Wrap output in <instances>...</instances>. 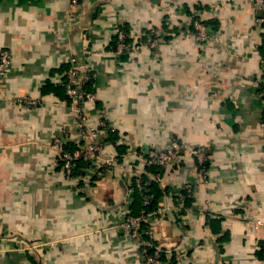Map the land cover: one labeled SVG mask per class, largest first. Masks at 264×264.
Segmentation results:
<instances>
[{
    "label": "crops",
    "instance_id": "crops-1",
    "mask_svg": "<svg viewBox=\"0 0 264 264\" xmlns=\"http://www.w3.org/2000/svg\"><path fill=\"white\" fill-rule=\"evenodd\" d=\"M0 0V264H145L122 226L143 150L172 138L204 146L164 166L147 223L171 264H264V11L254 0ZM74 8H76L74 12ZM214 26L202 44L190 21ZM120 23L162 25L158 46L117 51ZM72 55L90 62L88 123L116 131L106 170L66 175L53 145L77 144L81 121L64 87ZM37 99L29 104L23 99ZM110 133V132H109ZM87 142V141H86ZM191 184L192 191L186 189ZM180 194H185L179 207Z\"/></svg>",
    "mask_w": 264,
    "mask_h": 264
},
{
    "label": "built area",
    "instance_id": "built-area-1",
    "mask_svg": "<svg viewBox=\"0 0 264 264\" xmlns=\"http://www.w3.org/2000/svg\"><path fill=\"white\" fill-rule=\"evenodd\" d=\"M257 7L264 11V0H254ZM78 0H73V6L76 7ZM76 8H74V12ZM195 28L196 39L202 44L215 42L219 39L214 26L196 17L190 21ZM117 51L137 50L144 44L156 48L162 37L168 34V30L162 25H155L144 30H130L126 32L122 28L117 29ZM130 38V40H128ZM12 63V52L9 49L0 50V78L10 68ZM69 68L66 72V77L63 84L66 86L67 94L71 102L76 106L78 117L81 121L80 140L77 141V146L74 149H67L65 145L67 141L59 136L55 137L53 145L56 148L60 159L62 160L63 169L66 175L70 178L76 176L75 169L77 160L83 159L87 163V169L93 167L106 170L108 167L115 165L113 157H104V149L108 141V136L111 126L104 123L103 128L97 129L87 125L88 118L84 110V104L87 101H94L97 97L94 90L88 89L86 84L92 78V70L90 62L87 59L72 55L68 61ZM262 94L264 95V83L262 85ZM24 102L29 104H37V99L25 98ZM264 126V119L262 121ZM87 141V142H86ZM181 147L190 149L198 161L200 168L206 172L207 166L205 164V147L195 146L181 143L177 138H172L169 145L166 147L147 146L144 148L142 154L146 165H160L167 166L173 159L178 157V152ZM148 178H144L141 173H137L132 186V193L140 194L142 197V208L138 214H134L131 208H128L122 219V226L126 230L128 236L139 243L144 251L146 260L145 264H171L169 261V254L162 245L157 243L147 228V223L153 218L170 211L174 205L159 201L158 204L152 208L153 196L149 194L150 184L154 180L162 181L161 173L149 174ZM186 189L191 192V184L186 185ZM135 197V196H134ZM185 194H180L179 207L183 206V199ZM256 227H262L264 230V220L257 219Z\"/></svg>",
    "mask_w": 264,
    "mask_h": 264
},
{
    "label": "trees",
    "instance_id": "trees-1",
    "mask_svg": "<svg viewBox=\"0 0 264 264\" xmlns=\"http://www.w3.org/2000/svg\"><path fill=\"white\" fill-rule=\"evenodd\" d=\"M206 22V21H205ZM208 23V22H207ZM119 28H122L124 29L126 32H130L131 30V26L127 23H120L119 24ZM128 40H130V38H128ZM117 41H118V36L117 34H115V37H114V45L116 46L117 44ZM69 64V63H68ZM69 68V66H68ZM66 77V74L64 76V78ZM90 82H88L86 84V87L88 89H91L90 87ZM62 87L65 88L66 90V86L65 85H60ZM118 136L116 135V131L114 130H110V133H109V136H108V141L109 140H113V141H116V138ZM77 146L76 143H73V142H68L65 147L67 149H74L75 147ZM83 166H87V163L83 160V159H79L77 160V165H76V169H75V173H80L81 172V168H83ZM164 172V166H160V165H148L146 166V173H150V174H156V173H161L163 174ZM148 174H146V176H144V178H148ZM149 194H152L153 196V205H152V208H154L158 202H159V196L161 194H163L165 192V190L161 187L160 185V181L158 180H154L151 184H150V190L148 191ZM142 197L140 194L136 193L135 195V198L133 200V202L131 203L130 205V208H131V211L134 213V214H138L142 208Z\"/></svg>",
    "mask_w": 264,
    "mask_h": 264
}]
</instances>
